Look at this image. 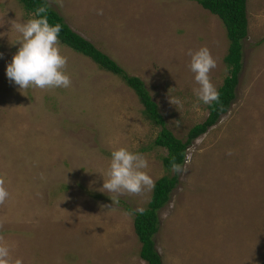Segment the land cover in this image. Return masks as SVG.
<instances>
[{
	"label": "rangeland",
	"instance_id": "obj_1",
	"mask_svg": "<svg viewBox=\"0 0 264 264\" xmlns=\"http://www.w3.org/2000/svg\"><path fill=\"white\" fill-rule=\"evenodd\" d=\"M47 1L143 81L175 137L185 141L207 117L188 52L210 50L218 89L228 75L229 40L220 18L196 0ZM246 13L235 99L186 148L181 174L163 167L167 151L153 145L161 124L146 118L120 76L89 57L60 43L68 88L22 92L9 81L21 39L14 25L34 16L19 0H0V178L10 194L0 204V244L10 247V264H147L133 218L152 189H102L111 153L122 147L147 159L154 182L177 175L157 211L154 241L163 264H264V0H246Z\"/></svg>",
	"mask_w": 264,
	"mask_h": 264
},
{
	"label": "trees",
	"instance_id": "obj_2",
	"mask_svg": "<svg viewBox=\"0 0 264 264\" xmlns=\"http://www.w3.org/2000/svg\"><path fill=\"white\" fill-rule=\"evenodd\" d=\"M23 7L37 17L36 10L39 6L48 3L47 0H19ZM204 9L215 14L222 21L229 40L227 53L223 60L228 67V75L224 77L218 87L219 103L213 102L207 105L208 115L201 123L193 125L185 141L175 137L164 125L162 115L159 113L156 103L152 100L143 81L126 71L109 55L97 48L91 41L81 36L64 21L63 17L52 7L46 14L50 25L60 24L62 30L59 34L60 43L89 57L101 69L120 76L125 83L134 90L139 101L143 105V114L154 123L161 124L162 128L153 140V145L163 147L167 153L162 157L163 167L172 170V161L182 165L186 157V148L193 139L205 133L213 126L221 114L225 113L235 99V88L238 83V75L242 68V41L248 34V21L246 13V0H196ZM177 175H164L155 181L152 193L143 212H134L133 227L140 242L139 256L147 264H163L161 256L155 247L154 235L158 230L157 211L169 200L171 191L177 185Z\"/></svg>",
	"mask_w": 264,
	"mask_h": 264
},
{
	"label": "clouds",
	"instance_id": "obj_3",
	"mask_svg": "<svg viewBox=\"0 0 264 264\" xmlns=\"http://www.w3.org/2000/svg\"><path fill=\"white\" fill-rule=\"evenodd\" d=\"M50 7L51 4L46 2L37 8V17L42 18H34L14 25L21 34V39L17 42L20 47L11 63L8 64L6 74L9 81L18 85L22 92L29 87L42 90L68 88L72 83L66 72L68 59L62 54L59 46L62 26L50 25L47 16L42 15L46 14ZM188 55L191 57L190 70L195 74L194 79L198 85V88L194 90L198 99L208 105L213 102L219 103V92L210 78V73L217 66V62L210 50L202 47L195 52L189 50ZM170 102L174 105L178 103L172 100ZM171 167L175 173L182 174L187 171L186 166L177 163L175 158ZM147 168L148 161L142 154L131 152L123 147L114 150L111 153L107 179L104 178L102 189L108 193L120 195H139L145 189L151 190L155 182L145 171ZM9 195L5 180L0 178V204H4ZM111 199L114 203H118V200L112 197ZM138 211L143 212V209ZM10 252L9 246L0 244V264H10ZM15 264H21V262L17 260Z\"/></svg>",
	"mask_w": 264,
	"mask_h": 264
}]
</instances>
